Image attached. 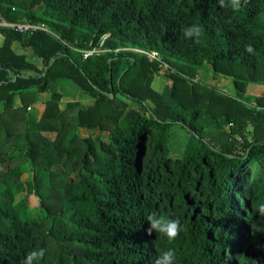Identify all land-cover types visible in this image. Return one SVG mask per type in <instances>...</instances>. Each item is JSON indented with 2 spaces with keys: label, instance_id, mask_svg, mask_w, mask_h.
I'll return each mask as SVG.
<instances>
[{
  "label": "trees",
  "instance_id": "trees-1",
  "mask_svg": "<svg viewBox=\"0 0 264 264\" xmlns=\"http://www.w3.org/2000/svg\"><path fill=\"white\" fill-rule=\"evenodd\" d=\"M0 14L43 28L0 27V264L39 248L34 264H153L166 249L175 264H264V88L245 93L264 84V0L238 12L217 0H0ZM192 24L198 42L182 33ZM139 50L182 71L207 63L234 92L166 71L158 93L164 67ZM65 79L80 96L61 107ZM205 114L229 130L206 133ZM172 124L189 132L181 157L169 156ZM150 212L185 230L147 235Z\"/></svg>",
  "mask_w": 264,
  "mask_h": 264
},
{
  "label": "rangeland",
  "instance_id": "rangeland-1",
  "mask_svg": "<svg viewBox=\"0 0 264 264\" xmlns=\"http://www.w3.org/2000/svg\"><path fill=\"white\" fill-rule=\"evenodd\" d=\"M0 40H1V35H0ZM16 51H21L20 48L14 46ZM180 63L184 64L186 61L182 60L180 58ZM186 64V63H185ZM169 71V72H178L177 74H180L181 76L184 77L186 80V85L188 88L192 87L195 90H202V89H210L214 88V90H217L219 92L225 93L227 95H231L234 92V88L232 86V81L231 77L223 74H213V72L210 69L209 64L204 63L201 68L195 71L191 70H179L178 67L175 65H167L164 68L158 69V73L153 77L150 87L156 92H161L163 87L166 85L167 79L164 75V72ZM196 82H199L196 83ZM204 84L205 87L201 84ZM59 88L61 89L62 93V102L60 103V106L63 107L64 103L67 101H72L76 100L80 96L79 88L70 80H61L60 81V86ZM264 88L263 83H258V84H250L248 86L247 91L245 92L246 94H258L260 93ZM206 94V93H204ZM49 97V94L47 92H42V93H36L31 96L29 99L30 106L32 109L30 110L31 115L39 117L42 113L43 110V101ZM82 103L84 106H87L88 104L91 103L89 98H84L82 99ZM252 102V101H251ZM249 102V103H251ZM151 103V102H150ZM20 104V99L17 97L14 100V105H19ZM152 104V103H151ZM176 104H172L171 108L175 107ZM2 110V102H0V111ZM203 120H204V131L206 133H211V132H216L217 128L218 129H225L229 130L228 125H224L223 123H220L213 118H210L208 114L203 115ZM213 130V131H212ZM251 125L248 124L246 127L243 129V133L245 136H250L251 133ZM87 132L84 130L79 129V134L80 135H85ZM98 130L93 131V135L98 134ZM105 134V133H103ZM206 136V135H205ZM189 137V132L182 127L180 124H172L169 127V138H168V147H169V156L175 158V157H181L184 152L185 145L187 143ZM31 174L30 173H25L23 175V179H30ZM36 199V198H35Z\"/></svg>",
  "mask_w": 264,
  "mask_h": 264
},
{
  "label": "clouds",
  "instance_id": "clouds-1",
  "mask_svg": "<svg viewBox=\"0 0 264 264\" xmlns=\"http://www.w3.org/2000/svg\"><path fill=\"white\" fill-rule=\"evenodd\" d=\"M222 8L231 9L233 12H238L243 6L248 3V0H217ZM228 23L231 22L229 19ZM203 32V29L196 24L186 26L182 29V33L186 38H195L197 42ZM247 50L251 51V45L246 46ZM261 215H264V209H259ZM147 228L145 229L147 235L151 236L155 233L157 236L166 237L169 241L175 240L177 236L184 231V226L181 224L179 218H170L150 212L145 217ZM45 256V249H33L29 251L25 257L20 261V264H34V261L42 260ZM176 255L174 249L158 250V254L153 264H175Z\"/></svg>",
  "mask_w": 264,
  "mask_h": 264
},
{
  "label": "built area",
  "instance_id": "built-area-1",
  "mask_svg": "<svg viewBox=\"0 0 264 264\" xmlns=\"http://www.w3.org/2000/svg\"><path fill=\"white\" fill-rule=\"evenodd\" d=\"M0 27L12 28L16 32L22 33V34H32V32L34 30L43 29L41 26L31 24L30 22H28L25 19L19 20V21H16V22L9 21L4 16H2L1 14H0ZM105 37H106V35L103 36V38H105ZM101 43H102V40L99 42L98 45L100 46ZM99 51H100V48L99 47H96V48H93V49H91L89 51H86L84 53V56L91 55V54L97 53ZM139 51L145 53L147 55V57H149L150 59H154V60L159 61V66L166 67V64L160 62L158 53L156 51H153V50H151V51L139 50ZM229 125L230 126H234V123L233 122H230ZM233 136H234V138L237 141L242 142L241 135H239V134H233Z\"/></svg>",
  "mask_w": 264,
  "mask_h": 264
},
{
  "label": "crops",
  "instance_id": "crops-1",
  "mask_svg": "<svg viewBox=\"0 0 264 264\" xmlns=\"http://www.w3.org/2000/svg\"><path fill=\"white\" fill-rule=\"evenodd\" d=\"M2 42V36H1V40H0V43ZM19 48V47H18Z\"/></svg>",
  "mask_w": 264,
  "mask_h": 264
}]
</instances>
